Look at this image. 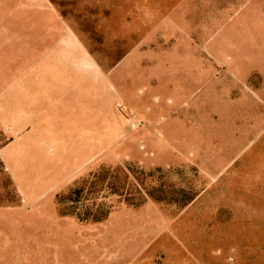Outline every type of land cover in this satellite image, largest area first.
Returning a JSON list of instances; mask_svg holds the SVG:
<instances>
[{
    "label": "rangeland",
    "instance_id": "rangeland-1",
    "mask_svg": "<svg viewBox=\"0 0 264 264\" xmlns=\"http://www.w3.org/2000/svg\"><path fill=\"white\" fill-rule=\"evenodd\" d=\"M0 264H264V0H0Z\"/></svg>",
    "mask_w": 264,
    "mask_h": 264
},
{
    "label": "trees",
    "instance_id": "trees-1",
    "mask_svg": "<svg viewBox=\"0 0 264 264\" xmlns=\"http://www.w3.org/2000/svg\"><path fill=\"white\" fill-rule=\"evenodd\" d=\"M126 204H131V203H126ZM97 209L94 213H92V217L86 219V220H89V221H92V222H99L103 219V215H98L97 213Z\"/></svg>",
    "mask_w": 264,
    "mask_h": 264
}]
</instances>
